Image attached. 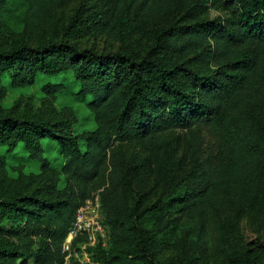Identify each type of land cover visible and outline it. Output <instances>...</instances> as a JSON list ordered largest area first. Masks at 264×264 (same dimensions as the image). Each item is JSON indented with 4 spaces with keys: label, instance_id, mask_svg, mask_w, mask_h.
Listing matches in <instances>:
<instances>
[{
    "label": "trees",
    "instance_id": "1",
    "mask_svg": "<svg viewBox=\"0 0 264 264\" xmlns=\"http://www.w3.org/2000/svg\"><path fill=\"white\" fill-rule=\"evenodd\" d=\"M225 1L237 7L234 22L216 17L162 27L144 50L131 45L120 25H127L132 8L146 18L169 15L175 0H112L103 17L93 20L123 40L107 52L79 47L63 36L35 45L16 38L0 48V68L17 64L12 83L19 86L30 84L37 72L70 70L79 82L80 95L89 97L86 105L97 123L78 137L62 133L49 120L19 117L6 109L0 112V144L15 147L20 142L46 167L40 140L52 139L61 148L60 173L65 176L64 187L53 195H0V234L46 238L48 250L39 255V263L64 264L61 243L75 212L98 195L108 242L94 247L91 257L99 264H130L144 250L141 216L154 207L161 211L163 202L159 204L158 198L142 208L131 205L123 156L115 144L138 142L159 165L166 136L191 124L209 126L216 135V148L195 170L190 193L171 201L194 212L219 209L249 194L245 180L257 174L264 156V0ZM8 2L0 0V4ZM18 2L32 20L51 6L50 0ZM77 19L84 21L75 13L72 21ZM62 88L59 83L46 86L49 93ZM3 218L6 223L1 224ZM256 245L264 250V241ZM11 254L0 249V258L12 260ZM247 264H264V260Z\"/></svg>",
    "mask_w": 264,
    "mask_h": 264
},
{
    "label": "rangeland",
    "instance_id": "2",
    "mask_svg": "<svg viewBox=\"0 0 264 264\" xmlns=\"http://www.w3.org/2000/svg\"><path fill=\"white\" fill-rule=\"evenodd\" d=\"M112 0H50L51 6L41 17L26 15L18 0L0 4V48L14 39L29 44L56 41L65 37L79 47L93 46L98 52L113 50L123 43L93 20L103 17L102 11ZM171 14L146 18L132 8L127 25H120L122 34H129L131 45L144 50L154 40V31L162 27H181L196 20L220 17L222 22L236 20L237 7L225 0H175ZM77 13L83 23L72 16ZM129 26V27H128ZM125 35V34H124ZM17 64L0 68V112L54 122L57 130L81 136L97 126L87 108L89 97L79 93V82L68 70L55 74L37 72L25 86L12 83ZM62 84L49 93L46 86ZM79 140V139H78ZM83 147V142L78 141ZM47 166L32 158L22 143L15 147L0 144V195L14 192L55 194L65 185L60 173L64 158L59 144L41 139ZM164 153L158 165L149 150L138 142H117L130 185L131 205L149 206L160 198L161 211L147 210L139 220L144 250L132 257L130 264H247L264 260V250L256 242L264 241V156H260L257 174L244 184L249 197L231 199L219 209L190 211L171 201L190 193L195 170L214 153L216 135L206 125L191 124L176 128L163 142ZM261 196V197H260ZM180 200V199H179ZM165 201V203H164ZM6 223L3 218L1 224ZM46 238L0 234V249L12 251V260L0 258V264H40L39 255L48 250Z\"/></svg>",
    "mask_w": 264,
    "mask_h": 264
},
{
    "label": "built area",
    "instance_id": "3",
    "mask_svg": "<svg viewBox=\"0 0 264 264\" xmlns=\"http://www.w3.org/2000/svg\"><path fill=\"white\" fill-rule=\"evenodd\" d=\"M108 242V226L104 222L99 196L91 204L77 208L74 220L61 243L64 264L71 260L79 264H99L93 261L94 247L106 246Z\"/></svg>",
    "mask_w": 264,
    "mask_h": 264
}]
</instances>
